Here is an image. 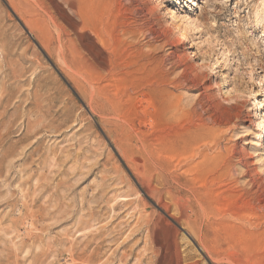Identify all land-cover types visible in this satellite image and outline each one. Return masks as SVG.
I'll return each mask as SVG.
<instances>
[{
	"label": "rangeland",
	"instance_id": "1",
	"mask_svg": "<svg viewBox=\"0 0 264 264\" xmlns=\"http://www.w3.org/2000/svg\"><path fill=\"white\" fill-rule=\"evenodd\" d=\"M260 103L264 0H0V264H264Z\"/></svg>",
	"mask_w": 264,
	"mask_h": 264
},
{
	"label": "bare ground",
	"instance_id": "2",
	"mask_svg": "<svg viewBox=\"0 0 264 264\" xmlns=\"http://www.w3.org/2000/svg\"><path fill=\"white\" fill-rule=\"evenodd\" d=\"M102 1L107 3L110 0H102ZM188 24H190V26H192V22H190V23L188 22ZM124 34H126V33L124 32ZM96 66H97V68H105V67L99 66L98 64H95V67ZM95 67H93V68H95ZM175 79H177V77ZM260 109L264 110V105L262 103H260ZM201 137H202V134L195 132V134H194L195 140L200 139ZM189 140L190 139H188V137L185 134L182 135L179 133L175 137L174 143L176 144V146L187 145V142ZM164 173L167 175L166 172H164ZM164 173L163 172H160L159 174L156 173L158 175V177L160 178V186L159 187H156L155 185H153V183H155V181L157 180V178H156L157 175H156V177H154L152 179V192H153L154 197L156 198V200L158 202H160L162 204L163 203L165 204L164 200L168 199L167 197H169L170 203L167 202L168 204L166 205L167 213L170 215L169 212L172 209L178 213V215L180 216V221H182L185 226H187L188 228H190L191 230H193L195 232L197 239H198V243H199L200 247L202 248L203 252L205 253V256L207 257V259L210 260L211 262H214L212 257L210 256V253L208 251V247L206 245L210 241V237H209L210 232L208 230L204 229V226L202 225V223L199 219L200 211L202 212L204 210V204L202 203V201L199 200V196L203 195L206 199H209L210 196H214L215 192L212 191L211 187L208 184H203V185H200V187H198V188H196L197 186L193 187L192 192L189 190L191 193L176 194L174 192L169 180L167 179L168 176L166 177ZM170 216L172 219L174 218V217H172V215H170ZM214 224H211V226H213ZM159 225L168 226V227L172 226L171 222L166 220V219H160L159 221L154 219L153 220V226L156 227ZM211 226H209L207 228L212 229V228H210ZM178 236H179V234L176 231L174 238H173V240H174L173 242L175 245V254H174V263H172V264H185L184 261H186V260H184L185 258H183V255L179 251L180 247L178 248V245H177ZM191 264H200V263L199 262H193Z\"/></svg>",
	"mask_w": 264,
	"mask_h": 264
}]
</instances>
